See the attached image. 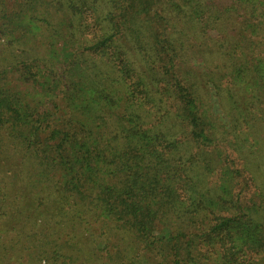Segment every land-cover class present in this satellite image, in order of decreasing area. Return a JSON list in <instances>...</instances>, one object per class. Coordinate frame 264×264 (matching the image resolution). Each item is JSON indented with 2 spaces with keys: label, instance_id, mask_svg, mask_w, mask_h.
I'll return each instance as SVG.
<instances>
[{
  "label": "trees",
  "instance_id": "trees-1",
  "mask_svg": "<svg viewBox=\"0 0 264 264\" xmlns=\"http://www.w3.org/2000/svg\"><path fill=\"white\" fill-rule=\"evenodd\" d=\"M263 151L264 0H0V264H264Z\"/></svg>",
  "mask_w": 264,
  "mask_h": 264
},
{
  "label": "rangeland",
  "instance_id": "rangeland-1",
  "mask_svg": "<svg viewBox=\"0 0 264 264\" xmlns=\"http://www.w3.org/2000/svg\"><path fill=\"white\" fill-rule=\"evenodd\" d=\"M254 151H256V149H254ZM260 154H261L260 152L259 153H256L257 157H259ZM261 167H259V168H261ZM246 194H250L251 197H253V202L255 201V203H257V199H256L257 198L256 197L257 196V192H256V189L255 188L252 187L251 190H250V193H249V190L247 189ZM250 195H248V196H250ZM246 204H247L246 206H248L251 209L253 207L255 208L257 206V204L255 206L251 204V198H250L249 202H246ZM262 207L264 208V204H262ZM263 223H264V219H263ZM262 230L264 231V228ZM262 252H264V251H262ZM262 252H261V254H262ZM257 262L258 261L254 257H252V256H247V255L246 256L245 255L243 256V255H240L239 256L238 263H236V264H260L259 262L258 263ZM262 262H264V261H262Z\"/></svg>",
  "mask_w": 264,
  "mask_h": 264
}]
</instances>
